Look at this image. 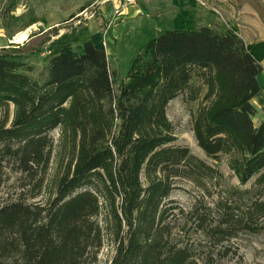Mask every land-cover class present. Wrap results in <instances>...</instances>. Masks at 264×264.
Segmentation results:
<instances>
[{
    "label": "trees",
    "instance_id": "obj_1",
    "mask_svg": "<svg viewBox=\"0 0 264 264\" xmlns=\"http://www.w3.org/2000/svg\"><path fill=\"white\" fill-rule=\"evenodd\" d=\"M150 42V74L127 78L91 40L61 47L43 80L26 56L0 52V186L11 170L33 192L0 200V264H96L106 243L110 264H218L238 255L230 243L243 233L264 235V117L254 120L263 66L245 40L211 26ZM180 95L202 100L193 129L206 156H227L251 189L213 191L218 169L175 145L168 108ZM182 180L217 194L181 211V230L199 243L173 219Z\"/></svg>",
    "mask_w": 264,
    "mask_h": 264
},
{
    "label": "rangeland",
    "instance_id": "obj_2",
    "mask_svg": "<svg viewBox=\"0 0 264 264\" xmlns=\"http://www.w3.org/2000/svg\"><path fill=\"white\" fill-rule=\"evenodd\" d=\"M107 1L0 0V52L10 49L13 53L26 56V61L34 68L31 75L43 80L48 59L61 47L91 40L107 51L111 67L119 78H127L135 74H150L155 66L150 41L163 29L192 30L211 26L218 32L241 37L250 53L261 64L264 63V0H114L112 5L106 4ZM104 5L107 9L105 13L112 20L105 18ZM32 25L35 27L24 44H12L19 33ZM201 101L190 104L184 95H180L171 102L168 115L177 137L175 145L189 147L195 156L218 169L222 178L219 186H212L213 191L251 189L253 181L240 186L239 178L229 169L227 156L221 155L219 160L210 159L197 144L193 114ZM263 112L264 109L255 117L256 124L263 119ZM3 116L0 112V122ZM52 134L59 138L58 131ZM24 184V177L8 170L1 181L0 200L17 199L21 195L30 197L32 186L24 187ZM47 196L48 193L43 192V196L31 202H44ZM199 199H205L212 205L217 194L206 196L200 188L182 180L178 181L169 198L179 208L174 211L176 218H173L180 226L177 232L185 240L195 243L204 238L192 229L181 230L187 223L181 211L189 212ZM230 244L238 249V255L231 254L218 264H264V235L243 233ZM115 251L113 244L106 243L96 264H110Z\"/></svg>",
    "mask_w": 264,
    "mask_h": 264
},
{
    "label": "crops",
    "instance_id": "obj_3",
    "mask_svg": "<svg viewBox=\"0 0 264 264\" xmlns=\"http://www.w3.org/2000/svg\"><path fill=\"white\" fill-rule=\"evenodd\" d=\"M113 1L114 0H109V1H107L106 2V4H108V3H110V5H112L113 4ZM117 4V3H116ZM102 10H103V13L105 14L104 16H105V18L107 17V21L108 20H112V18H110L105 12H106V5H104V7L102 8ZM99 47V46H98ZM100 48V47H99ZM102 49V48H101ZM249 50V49H248ZM262 66H263V68H264V63H262L261 64ZM258 83H260V88H261V91H260V93L257 95V96H255L254 97V103H255V105L257 106V108H258V115L260 114L259 112L260 111H262L263 109H264V98L263 99H261V98H259L261 95H264V72L262 73V74H260L259 76H258ZM264 113V112H263ZM257 115V116H258ZM254 120H255V118H254ZM256 123V122H255ZM260 123V122H259ZM259 123H257V124H259Z\"/></svg>",
    "mask_w": 264,
    "mask_h": 264
},
{
    "label": "bare ground",
    "instance_id": "obj_4",
    "mask_svg": "<svg viewBox=\"0 0 264 264\" xmlns=\"http://www.w3.org/2000/svg\"><path fill=\"white\" fill-rule=\"evenodd\" d=\"M34 27H35V25H32L31 28H29L28 30L19 33L14 38V40L12 41V44H16V43H20V44L23 43L24 44V42L28 40L29 33L31 32L32 29H34ZM259 98L263 99L264 98V95H261Z\"/></svg>",
    "mask_w": 264,
    "mask_h": 264
}]
</instances>
